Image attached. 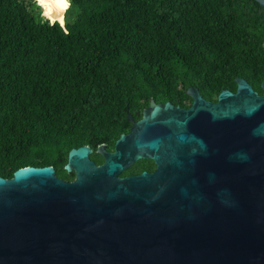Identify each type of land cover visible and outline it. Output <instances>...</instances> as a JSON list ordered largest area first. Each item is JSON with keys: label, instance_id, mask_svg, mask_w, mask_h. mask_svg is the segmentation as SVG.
Masks as SVG:
<instances>
[{"label": "water", "instance_id": "1", "mask_svg": "<svg viewBox=\"0 0 264 264\" xmlns=\"http://www.w3.org/2000/svg\"><path fill=\"white\" fill-rule=\"evenodd\" d=\"M236 83L214 102L190 86V107L151 99L102 164L71 149L73 181L0 176V264H264V94ZM143 158L154 172L121 176Z\"/></svg>", "mask_w": 264, "mask_h": 264}, {"label": "trees", "instance_id": "2", "mask_svg": "<svg viewBox=\"0 0 264 264\" xmlns=\"http://www.w3.org/2000/svg\"><path fill=\"white\" fill-rule=\"evenodd\" d=\"M0 0V176L65 169L72 148L114 149L151 99L217 101L245 78L264 94V8L255 0ZM77 8H76V7Z\"/></svg>", "mask_w": 264, "mask_h": 264}, {"label": "flooded vegetation", "instance_id": "3", "mask_svg": "<svg viewBox=\"0 0 264 264\" xmlns=\"http://www.w3.org/2000/svg\"><path fill=\"white\" fill-rule=\"evenodd\" d=\"M115 149V146H114ZM114 149L109 151H114ZM102 164V163H101ZM157 168V165L152 159H140L130 165L126 170L121 172L122 177L136 176L141 174L144 171L154 172Z\"/></svg>", "mask_w": 264, "mask_h": 264}, {"label": "rangeland", "instance_id": "4", "mask_svg": "<svg viewBox=\"0 0 264 264\" xmlns=\"http://www.w3.org/2000/svg\"><path fill=\"white\" fill-rule=\"evenodd\" d=\"M24 1L28 4L30 10H32L37 15H41V21L42 22L49 21L52 23V22L59 20V19H56L55 21H52L50 19H47L44 16V13L42 12V8H40L37 0H24ZM53 1H55V0H53ZM64 12H65V18L63 19L64 22H71L76 18V9L73 7L71 0H68L67 6L65 7Z\"/></svg>", "mask_w": 264, "mask_h": 264}]
</instances>
